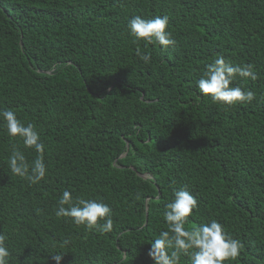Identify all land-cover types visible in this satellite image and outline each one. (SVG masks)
I'll use <instances>...</instances> for the list:
<instances>
[{
  "label": "trees",
  "instance_id": "obj_1",
  "mask_svg": "<svg viewBox=\"0 0 264 264\" xmlns=\"http://www.w3.org/2000/svg\"><path fill=\"white\" fill-rule=\"evenodd\" d=\"M163 15L175 46L133 42L132 17ZM217 54L254 65L255 81L232 85L253 91L251 103L199 95ZM3 108L36 125L48 170L35 184L13 175L0 130L9 264H56V254L61 264H154L149 244L183 186L198 200L186 227L214 218L244 245L225 264H264V0H0ZM64 190L109 204L113 231L57 218Z\"/></svg>",
  "mask_w": 264,
  "mask_h": 264
},
{
  "label": "clouds",
  "instance_id": "obj_2",
  "mask_svg": "<svg viewBox=\"0 0 264 264\" xmlns=\"http://www.w3.org/2000/svg\"><path fill=\"white\" fill-rule=\"evenodd\" d=\"M168 27V15L150 19L134 16L127 24L134 43H156L164 50L176 44ZM136 54L144 63H150L151 56L147 52H141L137 48ZM237 77L255 81L257 73L254 65L234 64L217 54L205 66L201 77L196 81V87L201 97L211 98L214 103H221L226 107L251 103L255 99L253 91L232 86ZM0 130H4L11 138L8 156L11 173L33 184L44 180L48 171L44 161L46 145L41 140L36 125L21 121L15 111L3 108L0 109ZM21 144L23 149L20 148ZM28 150L36 153L31 161L25 155ZM194 210H198V200L187 186L174 189L172 199L164 204L162 213L166 230H161L158 237L149 244L148 256L154 264H180L182 256H187L190 264H225L238 259L244 245L227 232L218 220L213 218L202 221L199 225L186 227L191 224L189 217ZM55 215L57 218H64L66 223L83 226L101 234L112 232L114 227L113 210L109 204L83 196L74 197L69 190H64L59 197ZM7 242L8 236L0 232V264H9L11 252ZM63 257L62 254H56L52 259L56 264H61Z\"/></svg>",
  "mask_w": 264,
  "mask_h": 264
},
{
  "label": "water",
  "instance_id": "obj_3",
  "mask_svg": "<svg viewBox=\"0 0 264 264\" xmlns=\"http://www.w3.org/2000/svg\"><path fill=\"white\" fill-rule=\"evenodd\" d=\"M142 178H146V175H143Z\"/></svg>",
  "mask_w": 264,
  "mask_h": 264
}]
</instances>
